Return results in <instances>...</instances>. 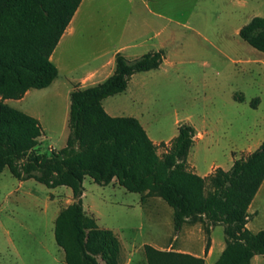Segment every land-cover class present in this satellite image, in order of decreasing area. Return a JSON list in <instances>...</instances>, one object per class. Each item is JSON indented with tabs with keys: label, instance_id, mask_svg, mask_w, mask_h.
Instances as JSON below:
<instances>
[{
	"label": "rangeland",
	"instance_id": "374dc122",
	"mask_svg": "<svg viewBox=\"0 0 264 264\" xmlns=\"http://www.w3.org/2000/svg\"><path fill=\"white\" fill-rule=\"evenodd\" d=\"M254 16H264V0H84L76 22L79 33L56 52L60 77L5 102L39 120L38 150H59L70 133L66 76L71 69L80 75L81 63L114 45H130L123 53L130 60L163 50L158 69L135 73L127 89L106 98L104 105L113 116L138 118L160 155L180 125L192 124L204 136L195 137L189 167L200 175L217 167L227 170L257 148L259 141L248 144L249 137L264 131V52L239 35ZM83 185L87 214L121 242V264H148L144 247L155 229L166 235L171 231L177 243L191 246L202 240L206 245L211 234L225 240L222 224L187 222L176 231L174 209L164 199L143 200L145 193L128 191L117 180L100 185L87 176ZM72 202L71 188L20 180L5 168L0 173V264H66L55 223ZM251 218L254 231L264 228V212ZM99 262L105 264L100 257Z\"/></svg>",
	"mask_w": 264,
	"mask_h": 264
},
{
	"label": "trees",
	"instance_id": "16d2710c",
	"mask_svg": "<svg viewBox=\"0 0 264 264\" xmlns=\"http://www.w3.org/2000/svg\"><path fill=\"white\" fill-rule=\"evenodd\" d=\"M83 0H0V173L8 168L20 180L35 179L49 188L67 186L73 202L61 209L55 239L66 264H119L122 245L111 229L101 228L83 205L84 179L100 185L117 180L128 191L160 197L174 209V228L187 222L224 225L226 246L213 264H251L264 255V229L247 227L248 209L264 182V141L234 160L229 169L217 167L206 176L189 167L188 154L197 136L190 123L162 155L134 116H112L103 101L124 92L137 72L158 69L164 51L134 60L117 53L115 70L98 84L71 92L65 147L38 150L43 133L39 120L10 106L32 88L49 87L59 76L51 56ZM239 35L264 52V16H254ZM209 230V229H207ZM211 246V238L205 251ZM148 264H205L203 257L162 252L146 244Z\"/></svg>",
	"mask_w": 264,
	"mask_h": 264
},
{
	"label": "crops",
	"instance_id": "0c3cea01",
	"mask_svg": "<svg viewBox=\"0 0 264 264\" xmlns=\"http://www.w3.org/2000/svg\"><path fill=\"white\" fill-rule=\"evenodd\" d=\"M83 1L81 2L80 6L82 5ZM80 6L77 9L75 15L73 16L70 24L66 28L65 32L63 33L57 47L55 48V50L51 56L52 61L59 68V76L54 80V82L61 75V69H60L59 64L57 63V60H56L57 49L59 48L60 45L67 44L71 40L75 39L76 35L79 33V31H78L79 29L76 26V22H77L78 15L80 12ZM241 27L239 28V31H240ZM130 47H131L130 45L122 44L120 46L114 45V47L111 49H109V48L101 49L100 51H98L97 53L94 54V56L92 57L91 60L84 61L83 63L80 64L79 68L83 69V71L78 76H74L73 73L76 70L71 69L69 72V76H66V79L69 81V83L71 85L70 92H69L70 95L76 86H78L80 88H85V87H89V86L98 84V83L106 80L110 75L113 74V72L115 70V62H116L117 53L120 52L123 54L124 51L129 49ZM104 101H103V105H104ZM104 107H105V110L108 112L105 105H104ZM108 113L110 115H112L110 112H108ZM198 136L203 137L204 135H203V133H199V134H197V137ZM43 137H44V134H43ZM248 140H249L248 144L249 143L255 144L257 141H259V143L257 145V148H258L260 146V144L264 141V131L260 132V133L255 132V134H253L252 137H249ZM154 142L157 144L156 141H154ZM206 175H208V172L203 174L202 176H206ZM113 182H115V180H113ZM263 186H264V182L261 185L258 193L256 194L255 198L253 199V201H252V203L248 209V212L251 215L257 216V215H259L260 211H262V213L264 212V208H263L264 192L261 193ZM254 205H255V208H254ZM158 210H159L158 216H162L163 214L160 212L159 208H158ZM251 222H252V218L247 223V227L249 229H251L252 231H254L251 227ZM213 230L214 229H212V231ZM257 231H259V230H256L254 232H257ZM177 241H178V236L173 235L171 233V231L167 232V235H166V234H164V231H162L161 229H157V230L155 229L153 234H152V238L150 240V245L153 246L155 249L162 251V252H180V253L190 254V255H193L195 257H203L205 260V264H213L220 257L221 253L223 252V250L225 249V246H226L225 240L224 241L223 240L217 241L212 236V234H211V246H210L207 253L205 251L206 245L203 244V240L201 243H199V246L198 245L191 246L186 241H182L181 243H177ZM251 264H264V255H255L252 258Z\"/></svg>",
	"mask_w": 264,
	"mask_h": 264
}]
</instances>
